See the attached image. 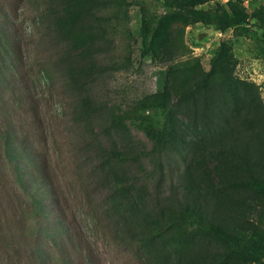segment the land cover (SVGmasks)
Here are the masks:
<instances>
[{
  "label": "trees",
  "instance_id": "obj_1",
  "mask_svg": "<svg viewBox=\"0 0 264 264\" xmlns=\"http://www.w3.org/2000/svg\"><path fill=\"white\" fill-rule=\"evenodd\" d=\"M150 1L153 9L148 0H41L39 15L65 48L58 64L77 99L76 115L106 133L107 145L95 146L96 170L107 189L105 213L145 264H262L264 105L252 85L232 77L225 43L208 71L197 62L179 71L170 67L162 91L124 109L96 102L91 92L105 73L95 64L93 48L108 30L125 25L131 5L141 16V56L165 65L186 27L214 25L225 32L249 18L238 1L209 11L196 6L217 0ZM251 17L264 26V8ZM13 59L5 62L12 66ZM130 128L146 137L149 150L133 147ZM5 147L23 187V161L12 145ZM32 205L43 217L44 200L33 197Z\"/></svg>",
  "mask_w": 264,
  "mask_h": 264
},
{
  "label": "rangeland",
  "instance_id": "obj_2",
  "mask_svg": "<svg viewBox=\"0 0 264 264\" xmlns=\"http://www.w3.org/2000/svg\"><path fill=\"white\" fill-rule=\"evenodd\" d=\"M228 1L196 9L209 11ZM231 1L240 2L249 16L247 24L225 32L214 25L186 27L168 65L141 56V16L131 5L125 25L108 30L106 39L93 48L97 68L105 72L91 87L95 101L124 109L143 95L162 91L170 67L179 71L197 62L208 71L225 43L232 77L252 85L264 105V26L251 17L262 11L264 0ZM41 6V0H0V264H145L105 213L107 189L96 170L95 146L107 145L106 133L97 123L86 125L77 117V99L58 64L65 48L41 19ZM8 56L14 58L12 66L5 62ZM128 138L133 147L150 149L141 132L130 128ZM6 143L23 161V187ZM33 197L44 200L43 217L35 215Z\"/></svg>",
  "mask_w": 264,
  "mask_h": 264
}]
</instances>
